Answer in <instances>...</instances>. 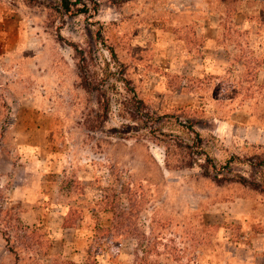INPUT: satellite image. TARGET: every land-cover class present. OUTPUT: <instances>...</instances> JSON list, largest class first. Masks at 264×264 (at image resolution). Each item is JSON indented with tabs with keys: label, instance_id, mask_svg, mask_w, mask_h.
<instances>
[{
	"label": "rangeland",
	"instance_id": "374dc122",
	"mask_svg": "<svg viewBox=\"0 0 264 264\" xmlns=\"http://www.w3.org/2000/svg\"><path fill=\"white\" fill-rule=\"evenodd\" d=\"M91 1L0 0V264H264V191L201 167L264 180V0ZM118 198L141 234L89 252Z\"/></svg>",
	"mask_w": 264,
	"mask_h": 264
},
{
	"label": "trees",
	"instance_id": "16d2710c",
	"mask_svg": "<svg viewBox=\"0 0 264 264\" xmlns=\"http://www.w3.org/2000/svg\"><path fill=\"white\" fill-rule=\"evenodd\" d=\"M28 2H38V0H27ZM55 3H50V7L55 10H62L65 13L72 14V15H78V14H87L91 10L93 12L97 11V5L98 3L92 2L91 0H54ZM75 51V57L77 60V67L79 70V76H80V84L83 88L89 91H95L99 97H98V103L99 106L103 108V113L105 114V111L107 110V106L109 104L108 97L106 94V91L104 89L105 81L108 79V69L105 70V75H102L100 72L90 74L88 67L90 66V60L91 57L87 53L84 54L81 49H78L74 46ZM111 58H115V52L112 48H110ZM102 77H101V76ZM105 76V77H103ZM123 82L126 86V88L131 91L132 93V87L130 85V81L123 77ZM134 96V94H133ZM135 98V97H134ZM136 102L138 104L143 105L142 99H136ZM146 120V118H145ZM147 122V121H146ZM234 162L233 157H230L227 159L226 163L223 165L226 169H230L232 166V163ZM191 166L190 163H183L181 167H188ZM250 166L254 169H264V157H257V160L255 162H251ZM202 174L206 177H209L210 175L217 181H234L238 182L241 185H245L248 187H251L255 190H262L264 191V180L259 181L255 178H249L244 174H238V175H232V176H223L220 175L221 173L217 171L216 166L212 159L210 157H206V162L202 163ZM214 170V171H213ZM264 178V177H263ZM126 193L129 197L128 200L131 201L130 196L132 195L129 190L127 189ZM102 203V202H101ZM111 202L109 200H104V209H107L108 211L112 212L113 217L109 224L103 227L101 229V226H97L95 228V237H93L91 248H95L97 250V254H100L99 250L100 247L106 246L109 244H112L113 242H116L120 239V237L125 236H138L140 235V230L137 227V223L134 222V214L133 211H138L134 204H131L130 206L124 208L120 204V200L118 198V205L119 206H111L109 205ZM70 217L68 216L65 218L64 224L66 227H72L73 222L70 221ZM144 237V233L141 235ZM7 247H8V240L6 239ZM9 251H13L12 247H8ZM102 250V249H101ZM73 264V263H72Z\"/></svg>",
	"mask_w": 264,
	"mask_h": 264
},
{
	"label": "crops",
	"instance_id": "0c3cea01",
	"mask_svg": "<svg viewBox=\"0 0 264 264\" xmlns=\"http://www.w3.org/2000/svg\"><path fill=\"white\" fill-rule=\"evenodd\" d=\"M70 229V228H69Z\"/></svg>",
	"mask_w": 264,
	"mask_h": 264
}]
</instances>
